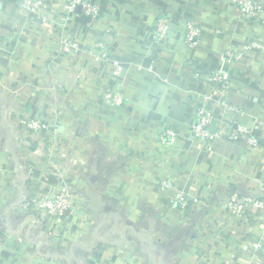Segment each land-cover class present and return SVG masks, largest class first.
<instances>
[{"label": "crops", "instance_id": "crops-1", "mask_svg": "<svg viewBox=\"0 0 264 264\" xmlns=\"http://www.w3.org/2000/svg\"><path fill=\"white\" fill-rule=\"evenodd\" d=\"M22 1L0 9L3 263L264 264L255 249L262 214L238 220L224 208L233 193L264 198V22L241 17L228 0H87L101 16L79 8L69 21L62 18L71 0H45L44 22ZM163 12L170 13L171 36L159 44L154 24ZM193 19L202 36L190 49L183 24ZM109 31L120 75L63 47L68 39L85 50ZM255 42L259 47L248 49ZM220 71L230 74L227 98L243 115H222L219 127L228 131L241 120L259 148L225 140L209 151L192 139L211 90L206 78ZM107 90L125 96L122 109L103 104ZM21 117L43 119L58 138L52 130L26 138ZM166 130L177 134L173 143L160 142ZM66 180L75 213L58 227L27 204ZM163 180L198 199L200 209L179 210L173 192L160 190Z\"/></svg>", "mask_w": 264, "mask_h": 264}, {"label": "built area", "instance_id": "built-area-1", "mask_svg": "<svg viewBox=\"0 0 264 264\" xmlns=\"http://www.w3.org/2000/svg\"><path fill=\"white\" fill-rule=\"evenodd\" d=\"M12 0H0V9L7 6ZM232 3L241 17L251 21L264 22V1L263 0H228ZM45 0H23L21 8L27 14L33 17H41L42 21H49L48 16L42 15L44 12ZM79 8L83 14L90 18L98 19L101 15L100 7L87 0H71L64 6V17L62 20L69 21ZM172 19L169 12H163L157 17L154 24V41L159 44H165L171 36ZM185 30L186 45L190 49H195L201 39V28L198 19L189 20L183 24ZM219 33V32H218ZM113 35L109 31L107 34L94 44L84 50L80 44L68 39L63 40V47L68 51L76 54H84L94 64L96 70L108 68L114 76L120 75L123 72V66L120 62L115 60L117 54L114 49L116 42L113 40ZM115 39V38H114ZM116 40V39H115ZM259 45L255 42L248 49L258 48ZM229 62H232L234 55L227 54ZM211 85V90L202 96L204 104L197 109V119L191 125L190 130L192 139L195 142L205 144V147L211 151L219 143L228 140L233 143H241L251 148H259L261 146L260 138L255 134L254 129L242 122H233L229 124V130L223 131L218 125L219 118L222 115H238L242 117L243 113L234 107L227 98L232 85V78L230 74L220 71L215 72L206 78ZM102 102L105 106L111 109H122L126 104L125 96L117 90H107L102 95ZM18 124L26 132L25 136L36 139L45 132L55 131L58 138L56 128L45 122L41 118H27L21 117L18 119ZM22 135L17 136L15 141L24 140ZM177 139V134L173 130H166L160 136L159 140L163 144L173 143ZM53 148L59 151L61 157L64 156L63 146L60 140H55ZM57 153L54 152V155ZM77 163V162H76ZM67 171V170H66ZM161 191L169 193L173 192L171 203L179 210H190L199 207V201L196 198L190 197L181 190H174L171 182L167 180L161 181L159 184ZM174 190V191H173ZM74 191L66 180L59 182L56 191L45 198H32L28 202V206L41 210L45 216L51 220L56 226L62 227L70 217L75 213L74 208ZM225 210L230 216L238 220L247 218L249 215L260 212L262 214V233L261 242L255 245L257 249L264 256V198H257L247 194L233 193L224 203ZM0 264H4L0 257Z\"/></svg>", "mask_w": 264, "mask_h": 264}, {"label": "trees", "instance_id": "trees-1", "mask_svg": "<svg viewBox=\"0 0 264 264\" xmlns=\"http://www.w3.org/2000/svg\"><path fill=\"white\" fill-rule=\"evenodd\" d=\"M101 16V15H100Z\"/></svg>", "mask_w": 264, "mask_h": 264}]
</instances>
